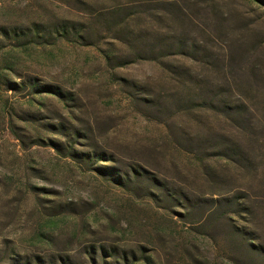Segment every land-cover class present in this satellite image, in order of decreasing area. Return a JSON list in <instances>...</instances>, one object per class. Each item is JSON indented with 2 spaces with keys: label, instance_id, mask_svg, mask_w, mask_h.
Here are the masks:
<instances>
[{
  "label": "rangeland",
  "instance_id": "obj_1",
  "mask_svg": "<svg viewBox=\"0 0 264 264\" xmlns=\"http://www.w3.org/2000/svg\"><path fill=\"white\" fill-rule=\"evenodd\" d=\"M0 264H264V0H0Z\"/></svg>",
  "mask_w": 264,
  "mask_h": 264
},
{
  "label": "trees",
  "instance_id": "obj_2",
  "mask_svg": "<svg viewBox=\"0 0 264 264\" xmlns=\"http://www.w3.org/2000/svg\"><path fill=\"white\" fill-rule=\"evenodd\" d=\"M44 90H46V92H52V89L49 88V87H45ZM115 182L119 184L120 181L117 180V181H115Z\"/></svg>",
  "mask_w": 264,
  "mask_h": 264
}]
</instances>
